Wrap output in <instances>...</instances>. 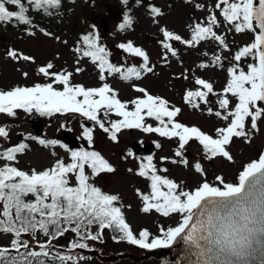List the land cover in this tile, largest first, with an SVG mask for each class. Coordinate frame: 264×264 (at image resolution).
I'll list each match as a JSON object with an SVG mask.
<instances>
[{
  "label": "snow or ice",
  "instance_id": "1",
  "mask_svg": "<svg viewBox=\"0 0 264 264\" xmlns=\"http://www.w3.org/2000/svg\"><path fill=\"white\" fill-rule=\"evenodd\" d=\"M185 2L195 10L207 7L199 0ZM122 3L127 6L129 0ZM134 3L146 8L158 28L161 36L157 41L158 55L164 64L170 57L178 58L177 42L186 49L196 50L202 42L214 41L219 51L211 55L209 62L201 61L197 68H224L223 51L230 49L226 35L218 32L221 23L228 26L229 32L253 34L251 42L233 54V62L226 69V83L220 91L210 80L194 74L195 87L183 93L187 106L206 111L223 122L222 126L215 127L214 134H210L199 126L182 123L177 119L182 111L180 107L135 83L132 87L141 95L121 100L118 91L107 82L108 77L140 80L153 73L156 66L150 53L132 40L116 47L141 62L131 66L112 62L111 52L102 42L100 32L91 25V31L80 36L74 53L77 65L87 58L95 66L100 86L74 83V73L79 74L84 69L77 66L74 71L56 70L49 60L34 69L49 82L0 89V114L15 117L17 110L22 109L46 116L78 114L93 122L92 127L81 124V137L89 148L72 149L56 139L27 137L44 147L59 145L66 150L68 160L56 158L42 170H24L17 166L19 155L30 147L28 143L0 146V234L9 235L8 244H0V264H77V257L60 251L55 242L72 233L76 239L70 241V249H87L88 242L101 240L106 229L119 232L120 240L144 249L169 247L180 239L186 246L187 264H264V151L242 166L236 182H227L223 175H216L214 182H209L202 163L190 164L185 156L186 145L196 141L202 146L205 160L222 158L233 162L230 147L234 141L241 139L251 143L254 134L261 131L260 125L264 122V0H215L203 20L197 18L187 25L186 36L161 26L164 13L150 0H134ZM61 5L62 0H0V26H22L29 36H34L36 29L30 11L50 16L52 10ZM130 13V8L124 12L118 25L120 31L133 28L135 20ZM40 31L53 36L50 31ZM6 55L29 67L36 64L34 55L15 48H7ZM249 58L252 62H248L246 68L241 66ZM188 72L189 69H185L180 77L188 80ZM21 74L29 77V71L21 70ZM212 97H215V107ZM113 115L117 118L112 119ZM147 118L155 120L156 126L146 123ZM96 127L114 143L119 142L118 134L122 129L133 128L177 141L173 156H161L159 160L191 167L205 177L197 185L188 187L183 181L169 178V169L158 167L152 155L137 158L138 167L127 169L148 182L149 191L135 189L142 201L140 210L143 213L155 210L163 217L176 216L175 226H161L160 235L153 236L147 228L136 234L126 222L120 195L104 191L95 183L102 174L116 172L109 159L91 147ZM9 137L10 129L0 125V140ZM156 147L161 145L157 143ZM52 155L57 154L53 151ZM133 156L129 150L124 158Z\"/></svg>",
  "mask_w": 264,
  "mask_h": 264
},
{
  "label": "rangeland",
  "instance_id": "2",
  "mask_svg": "<svg viewBox=\"0 0 264 264\" xmlns=\"http://www.w3.org/2000/svg\"><path fill=\"white\" fill-rule=\"evenodd\" d=\"M150 2L159 6L164 13V16L160 19L161 26H167L170 30H175L178 34L186 36L187 25L197 18L203 20L206 13L211 11L215 0H199V2L206 4L205 10H195L186 4L185 0H150ZM66 6L64 15L59 17L50 16L44 22L34 24L36 29L34 36H29L22 26H0V89L8 90L16 85L32 86L34 83L49 82L47 78L34 71L36 67L45 64L49 60L55 64L56 70L64 68L68 71H74L77 66L84 69L79 74L74 73V83H81L86 87L100 86L101 81H99V73L95 66L87 58L82 59L81 63L77 65V55L74 53L79 35L91 31V25H95L101 34L102 42L111 52L110 59L112 62L117 65L125 64L126 66L138 65L141 62L139 58L129 57L116 47L121 42L132 40L150 53L152 63L156 66L153 73L146 74L140 80L124 81L119 76L108 77L107 82L118 91L121 100H131L141 95L133 89L132 84L135 83L139 87L145 88L150 94L160 95L169 100L171 105L180 107L182 111L177 119L182 123L199 126L210 134H214L213 129L215 127L222 126L223 122L214 116L208 115L206 111L194 110L187 106L183 102L182 96L185 89L195 87L193 83L194 74L202 75L203 78L210 80L215 89L220 91L226 83V69L233 62V54L241 46L251 42L253 39L252 33L237 34L234 31L229 32L227 31L228 26L222 22L218 32L226 35L230 49V51H223L224 68L210 67L205 70L197 68V65L201 61L209 62L211 55L219 51L218 45L214 41L202 42L196 50H189L177 42L175 46L179 50L178 58L170 57L169 62L164 64L158 55L160 49L157 41L161 36L157 26L152 23L151 17L147 14L146 8L136 5L131 6V15L134 16L135 20L134 26L132 29L120 31L118 25L123 19V6L118 0H96L93 3L76 0ZM40 29L50 31L53 36L44 35ZM55 37H59V39H55ZM9 47L23 51L25 54L34 55L36 64L29 67L23 62L18 63L11 60L6 55V49ZM205 52L208 54L207 56L204 55ZM248 62H252L250 58L244 60L241 66L246 68ZM185 69H189L188 80L180 77ZM21 70L29 71V77H23ZM211 99L213 101L212 106L215 107V97ZM33 113L40 117L41 124L44 127L42 135L32 129L29 117ZM8 118L9 116L6 114H0V125H6L10 129L9 139L0 140V146H11L19 142H26L30 145L25 153L19 155L17 166L21 169L36 168L42 170L49 167L56 158L69 159L63 147L59 145L55 148L44 147L36 140L26 139L29 136L56 139L74 149L62 138V132L66 131L77 138L81 147L83 145H86L87 148L90 147L87 141L81 137V124L87 126V123H91V121L85 120L78 114L57 113L46 116L35 111L28 113L19 109L13 120ZM111 118L116 119L117 117L113 115ZM146 123L153 126L157 124L151 118H147ZM260 127L261 131L254 134L251 143H246L241 139L234 141L230 147V151L234 156L233 162L222 158L212 161L205 160L202 146L196 141H191L186 145L185 156L190 164L196 161L202 163L209 182H214L216 175H223L227 182H236L238 172L242 170V166L251 159L257 158L259 152L264 151V122L261 123ZM118 136L119 142L114 143L98 127L94 130V144L91 147L100 151L116 168L115 173L102 174L96 179L95 183L104 191L120 195L121 202L125 205L123 209L125 217L136 234L147 228L153 236L160 235L159 228L161 226L165 228L175 226L178 217H163L155 210L150 213H143L140 210L142 201L135 194V189L139 188L142 192L149 191L148 182L144 178L127 172V169H136L139 159L152 155L158 167L169 169L167 173L169 178L177 182L183 181L188 187L197 185L205 177L195 173L191 167L186 168L182 165L172 164L170 161L160 162L159 158L161 156H173L174 149L177 146L175 139L169 140L160 137L157 133H145L142 129H139V131L122 129ZM134 142L140 145L153 144L155 148L147 156L139 155L131 150V145ZM157 143L161 145L160 148L156 147ZM129 150L134 153V156L125 159L124 157ZM53 151L56 152V156L52 155ZM106 230H104L101 240L88 242L89 249H97L103 256L119 252L136 255L145 252L144 249L132 247L131 243H115V240H111ZM71 238H74L71 233L66 234L64 238L58 239L55 244L63 248H69ZM8 242L9 235L0 234V244H8ZM77 254L83 256H77ZM70 255L77 257V264H164L168 258V255L161 258L147 256L140 260L122 257L117 261L100 262L95 255L90 253Z\"/></svg>",
  "mask_w": 264,
  "mask_h": 264
},
{
  "label": "water",
  "instance_id": "3",
  "mask_svg": "<svg viewBox=\"0 0 264 264\" xmlns=\"http://www.w3.org/2000/svg\"><path fill=\"white\" fill-rule=\"evenodd\" d=\"M9 120H13L14 117H9ZM30 122L32 124L33 131H38L39 135L43 134V125L41 124L40 117L36 115L35 113L31 114ZM88 127L92 126L91 123H87ZM129 131L135 130L139 131V129H128ZM62 138L73 148H80L81 144L78 142L77 138L74 137L69 132H62ZM84 148H87L86 145H83ZM155 148V145L153 144H144L140 145L139 143L134 142L131 145V150L139 155L147 156L150 152H152ZM58 249L65 254H73V253H90L96 256V258L100 262H112L117 261L122 257H128L132 260H140L147 256H155L158 258H161L165 255H168L167 260L164 262V264H187V257H186V246L184 242L180 239H178L176 242H174L169 247H160L156 249H149L145 251L143 254H132L127 252H119L117 254H110L103 256L97 249H70L69 248H63L61 246H58ZM162 250V251H161Z\"/></svg>",
  "mask_w": 264,
  "mask_h": 264
},
{
  "label": "trees",
  "instance_id": "4",
  "mask_svg": "<svg viewBox=\"0 0 264 264\" xmlns=\"http://www.w3.org/2000/svg\"><path fill=\"white\" fill-rule=\"evenodd\" d=\"M74 1H76V0H62V5H61V7L59 8V9H56V10H52L53 11V15H50V16H53V17H59V16H61V15H64V13H65V11H66V5L67 4H70V3H72V2H74ZM81 1H84V2H88V3H93L94 1H96V0H81ZM120 3H121V5L123 6V14H124V12L125 11H127L129 8L131 9V6H133V5H135L134 4V0H129V4L127 5V6H125L123 3H122V0H118ZM131 14V13H130ZM30 15H32L33 16V18H34V24H37V23H41V22H44V20L46 19V18H48V17H50L49 15H46V14H44L43 12H40V13H36L34 10H31L30 11ZM86 34V33H85ZM83 35V34H82ZM79 36H81V35H79ZM125 219H126V217H125ZM126 222L127 223H129L128 221H127V219H126ZM95 230V229H94ZM107 231V233H108V235L111 237V240H115L114 242L115 243H124L125 242V244L126 243H129L128 241H126V240H120L118 237H119V235H120V233L119 232H113L111 229H107L106 230ZM72 234V233H71ZM73 236H74V238H71V240H69V241H72L73 239H76V237H75V235L74 234H72ZM113 236H116L117 237V239H113ZM41 239H43V237H41ZM115 245V244H114ZM116 247V246H115ZM83 256V255H81V254H77V256Z\"/></svg>",
  "mask_w": 264,
  "mask_h": 264
},
{
  "label": "flooded vegetation",
  "instance_id": "5",
  "mask_svg": "<svg viewBox=\"0 0 264 264\" xmlns=\"http://www.w3.org/2000/svg\"><path fill=\"white\" fill-rule=\"evenodd\" d=\"M79 39H80V37H79ZM132 247H136V248H138L136 245H133V244H132ZM139 249H140V248H139ZM128 264H129V263H128Z\"/></svg>",
  "mask_w": 264,
  "mask_h": 264
},
{
  "label": "bare ground",
  "instance_id": "6",
  "mask_svg": "<svg viewBox=\"0 0 264 264\" xmlns=\"http://www.w3.org/2000/svg\"><path fill=\"white\" fill-rule=\"evenodd\" d=\"M162 251V250H161Z\"/></svg>",
  "mask_w": 264,
  "mask_h": 264
}]
</instances>
